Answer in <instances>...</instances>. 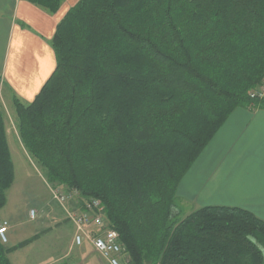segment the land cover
I'll list each match as a JSON object with an SVG mask.
<instances>
[{"label":"trees","instance_id":"1","mask_svg":"<svg viewBox=\"0 0 264 264\" xmlns=\"http://www.w3.org/2000/svg\"><path fill=\"white\" fill-rule=\"evenodd\" d=\"M27 1L54 14L62 0ZM50 46L54 70L34 100L11 98L44 181L100 201L128 264H264V221L220 206L179 219L176 205L182 178L264 79V0H79ZM13 183L0 111V210ZM36 238L0 242V264Z\"/></svg>","mask_w":264,"mask_h":264},{"label":"crops","instance_id":"2","mask_svg":"<svg viewBox=\"0 0 264 264\" xmlns=\"http://www.w3.org/2000/svg\"><path fill=\"white\" fill-rule=\"evenodd\" d=\"M78 1L62 0L52 14L27 0H0V95L26 104L34 100L54 70L50 42L56 26ZM252 105L234 110L218 129L179 183L177 201L194 211L214 206L240 208L264 221V103ZM14 139V148L28 157L18 136ZM48 199L33 207L40 222L27 239L37 238L10 253V264H99L88 243L73 246L74 230L66 214L53 205L49 195ZM27 216L21 220L25 222ZM9 218L4 219L10 223L7 246L14 247L27 239H18L13 228L21 223ZM67 224L71 228L61 230Z\"/></svg>","mask_w":264,"mask_h":264},{"label":"built area","instance_id":"3","mask_svg":"<svg viewBox=\"0 0 264 264\" xmlns=\"http://www.w3.org/2000/svg\"><path fill=\"white\" fill-rule=\"evenodd\" d=\"M252 103H264V80L256 88L248 92ZM253 106V105H251ZM50 198L59 205L66 214L67 221L74 226L73 246L81 247L88 243L99 259V264H126V252L120 242L118 233L110 226L104 215V207L100 201L93 198H82L75 189L62 190L59 186L47 184ZM77 200L74 207L71 201ZM69 205V207H68ZM30 219L35 218V212H29ZM7 223L0 224V242L6 244Z\"/></svg>","mask_w":264,"mask_h":264},{"label":"rangeland","instance_id":"4","mask_svg":"<svg viewBox=\"0 0 264 264\" xmlns=\"http://www.w3.org/2000/svg\"><path fill=\"white\" fill-rule=\"evenodd\" d=\"M9 98L10 97L6 98L3 97V95H0V111L2 112L3 115L4 124L6 126L5 128L7 130V133L9 134L7 140L9 142V146L12 151L11 157L14 165L15 180L12 187L6 193L7 203L5 207L0 210V219H2L3 222L7 223L6 228L9 227L8 225H10L8 220L7 221L4 220L7 219V217H11V219L9 218L11 222H13L14 219L17 222L21 223L20 227L13 228V232H15V234L18 236L19 240H24L34 234L33 226H35L37 222H40V214L37 211V209H34L33 207H38L40 204H43L44 202L48 201L49 193L47 191L48 190L47 187H45L44 183L42 182L43 175L39 171V169H37L35 164L29 159V157H26L23 154V151H21V149L20 151L17 150V146L14 148V144L16 143L14 136L17 137V131H16L17 121L15 118L14 108L12 107L11 99ZM20 102L25 103V101L22 99H20ZM15 149L17 151H15ZM61 189L64 191L69 190V189H65L64 187H61ZM71 202L73 203H69V205L74 207L75 202H77V200ZM53 205H55V207H58L61 211H63V209L56 203ZM176 205L179 209L180 208L182 209V213L179 216V219H182L183 217L194 211L192 210V206L186 205L185 202L176 201ZM28 209L29 212L32 210L35 212L34 219H30L28 214ZM24 210H26L25 214L23 212ZM25 216H27V218L25 222H23ZM2 220H0L1 221L0 224L3 223ZM69 224L72 226L74 230V226L70 222ZM70 225L67 224L65 229H61V230L64 231L71 228ZM4 246H7V242L6 244H4ZM126 262H127L126 264H128L129 256L126 257Z\"/></svg>","mask_w":264,"mask_h":264}]
</instances>
